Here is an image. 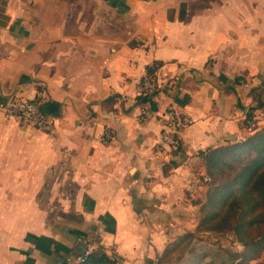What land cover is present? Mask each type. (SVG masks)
Listing matches in <instances>:
<instances>
[{
    "label": "crops",
    "instance_id": "1",
    "mask_svg": "<svg viewBox=\"0 0 264 264\" xmlns=\"http://www.w3.org/2000/svg\"><path fill=\"white\" fill-rule=\"evenodd\" d=\"M11 96L37 100L51 132L5 116ZM168 108L190 118L175 145ZM263 124L264 0H0V264L91 249L164 264L195 229L198 151Z\"/></svg>",
    "mask_w": 264,
    "mask_h": 264
},
{
    "label": "trees",
    "instance_id": "2",
    "mask_svg": "<svg viewBox=\"0 0 264 264\" xmlns=\"http://www.w3.org/2000/svg\"><path fill=\"white\" fill-rule=\"evenodd\" d=\"M158 64L152 61L144 70L153 73ZM198 154L203 160L206 187L195 230L230 231L242 249L229 251L227 263L221 256L218 262L213 260L210 245L193 232H184L164 247L162 257L169 250L180 248L186 257L181 262L179 255L170 264H228L236 258L235 264H240L264 250V124L252 127L240 139L207 146ZM217 249L220 251L215 249L213 254L227 252L223 246ZM78 255L81 259L76 264H116L100 249Z\"/></svg>",
    "mask_w": 264,
    "mask_h": 264
},
{
    "label": "built area",
    "instance_id": "3",
    "mask_svg": "<svg viewBox=\"0 0 264 264\" xmlns=\"http://www.w3.org/2000/svg\"><path fill=\"white\" fill-rule=\"evenodd\" d=\"M154 89H156V81L153 73L144 70L139 80L138 93L147 94ZM1 111L5 116L14 118L22 125L29 126L45 133L51 132L53 124L52 118L41 110L38 101L33 98L11 96L2 103ZM148 115V112L144 109L139 112V117L142 119ZM189 122L190 118L185 114L179 113L172 108L166 109L160 134L161 143L175 145L177 141V131ZM247 122L248 125L252 124L251 120H247ZM99 137L101 141H108L111 139L112 134L107 126L102 129ZM80 259V255H77L66 260L63 264H76Z\"/></svg>",
    "mask_w": 264,
    "mask_h": 264
},
{
    "label": "rangeland",
    "instance_id": "4",
    "mask_svg": "<svg viewBox=\"0 0 264 264\" xmlns=\"http://www.w3.org/2000/svg\"><path fill=\"white\" fill-rule=\"evenodd\" d=\"M192 232L197 236V238L202 239V241H204V243L206 245H208V246L210 245L212 257H213V260H215V261L219 262L221 259L220 258V256H221L222 258H224L222 261H226V263H227V257H228L227 253L229 251L236 252V251H240L242 249V245L234 239V237L230 231L214 232V231H196L194 229ZM192 241H193V239H192ZM169 243L170 242H168V244ZM222 246L227 249V252L222 251L221 254L218 252L213 254L215 249L219 250L217 248L222 247ZM179 255L182 256V257H180V261L182 262L183 258H185L187 254L182 252V250L180 248H175L173 250H169L167 252V254L162 258L163 263L164 264H170ZM237 260H238V258L233 259L231 261V263H228V264H235V262ZM240 264H264V250H261L260 252H258L255 257L241 261Z\"/></svg>",
    "mask_w": 264,
    "mask_h": 264
}]
</instances>
